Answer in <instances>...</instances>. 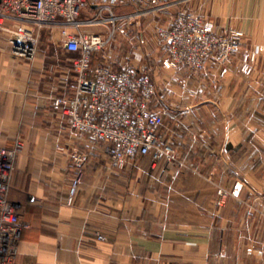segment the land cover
<instances>
[{"label": "crops", "instance_id": "1", "mask_svg": "<svg viewBox=\"0 0 264 264\" xmlns=\"http://www.w3.org/2000/svg\"><path fill=\"white\" fill-rule=\"evenodd\" d=\"M95 1H86L78 33L91 27L107 36L112 25L87 24ZM146 10L113 4L119 29L144 19L146 30L156 29L154 62L136 67L157 86L153 109L164 113L161 138L180 154L178 165L150 157L114 170L107 144L75 136L53 107L75 86L77 54L48 41L34 61L16 60L0 35V147L21 143L9 193L26 225L15 264H264V257L229 255V232L249 231L237 220L248 201L258 200L256 214L264 215V0H161L158 10ZM178 11L212 21L221 34L242 32L243 52L258 50L254 73L238 65L225 77L217 69H166L160 33ZM104 52L94 54L92 67L115 57ZM122 62L111 66L121 70ZM79 171V193L68 205Z\"/></svg>", "mask_w": 264, "mask_h": 264}, {"label": "built area", "instance_id": "2", "mask_svg": "<svg viewBox=\"0 0 264 264\" xmlns=\"http://www.w3.org/2000/svg\"><path fill=\"white\" fill-rule=\"evenodd\" d=\"M116 2L140 5L148 13L158 10L161 0H99L96 17L87 24L112 25L107 36L78 33L86 0H0V35L14 59L32 62L42 32L58 29L61 46L77 56L72 61L75 86L66 96L53 99V107L66 118L75 136L107 144L106 155L114 170L123 171L130 163L148 156L154 163L176 162L175 149L161 138L164 113L153 109L158 89L152 76L136 66L121 70L110 64L92 67L94 54L107 51L117 34L118 19L113 12ZM105 14L107 18H103ZM243 38L242 32L232 29L218 33L212 21L180 11L168 29L161 31L159 52L168 70L185 68L201 75L217 69L225 77L238 65L241 73L250 76L258 63V50L243 52ZM20 147L19 139L12 149L0 147V264L16 263L26 226L19 205L9 198ZM83 175L79 171L71 177L68 205L74 204Z\"/></svg>", "mask_w": 264, "mask_h": 264}, {"label": "rangeland", "instance_id": "3", "mask_svg": "<svg viewBox=\"0 0 264 264\" xmlns=\"http://www.w3.org/2000/svg\"><path fill=\"white\" fill-rule=\"evenodd\" d=\"M86 1L88 3L91 2V0H86ZM95 2H97V0ZM178 12L174 13V15L170 18V21ZM120 13L122 12H119L118 14ZM146 21L147 20L144 19L143 22L140 23L139 25H137L136 23L134 25L133 24L127 25L121 23V25L123 26H121L120 29L118 28L117 34L115 35L111 45H109L107 51L104 52L108 54L112 53L113 56L115 53V57L113 58V60L110 59V61L108 62L110 65L119 67L120 66L119 62L122 59L123 62L121 64L123 65V67L136 66L137 64L143 62L147 63V60L149 61L150 58H151L150 62L151 63L154 62L155 45L157 44L158 41L155 38L156 29L153 28L146 30L149 26L148 25L149 23L148 22L146 23ZM83 29H87L85 31L86 34H91L94 32L96 33V30L91 27L83 28ZM45 30L41 34L39 48L48 45L46 44L48 41L49 44L50 41L51 42L56 41L58 44H61V42L59 41V36L56 34L55 31L52 33V30L49 29L51 31L50 34V32ZM72 30L76 31V29H72ZM56 45L57 44H55V46ZM140 54L142 55V58L137 59V56H139ZM170 103L171 101H167L163 106L164 108L163 107L162 108L166 110L172 109L173 106ZM176 156H177V160L180 162L181 161L180 154L177 151H176ZM145 159H149V158H145ZM174 163L178 165L177 161L176 162L174 161ZM248 204H249V211L246 209L247 205L244 204L245 207H243L244 209L242 211V214L238 216L237 220L239 222V220L242 221L244 219L245 220L244 223L248 222L250 224L249 226H247V228H249V231L238 229L240 231L229 232V255L236 257L241 254H246L253 257L256 256L264 257V215L256 214L258 206H260L258 200L254 199L248 201ZM247 213L248 214L250 213L249 218L247 217Z\"/></svg>", "mask_w": 264, "mask_h": 264}, {"label": "trees", "instance_id": "4", "mask_svg": "<svg viewBox=\"0 0 264 264\" xmlns=\"http://www.w3.org/2000/svg\"><path fill=\"white\" fill-rule=\"evenodd\" d=\"M150 157L152 158V156H148V157H146V158H150ZM152 159H153V158H152ZM161 161H162V160H161Z\"/></svg>", "mask_w": 264, "mask_h": 264}]
</instances>
